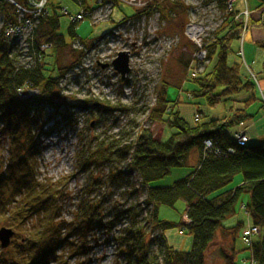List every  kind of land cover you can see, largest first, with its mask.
<instances>
[{
  "label": "trees",
  "instance_id": "obj_1",
  "mask_svg": "<svg viewBox=\"0 0 264 264\" xmlns=\"http://www.w3.org/2000/svg\"><path fill=\"white\" fill-rule=\"evenodd\" d=\"M14 1L25 6L27 0ZM216 1L225 16L226 2ZM155 7L156 5L153 8L151 6L152 9ZM15 11L14 5L0 0V15L3 13L7 21L17 19ZM159 11L163 15L162 19L167 20L165 13L168 16L170 13L163 9ZM250 22L264 32V19L249 20ZM75 26L72 23L69 28L72 40L78 39ZM242 26L232 14H227L219 28L204 41L207 51L205 62H196L191 54L180 59L183 71H187L183 84H192V89L187 92L186 102L199 107L205 105L209 109L232 102V109L236 110L234 113L212 118L199 108L194 114V124H190L176 110L179 101L173 102L168 98L169 84L164 80L159 88L158 103L149 113V120L165 123L169 136L165 140H159L155 139L150 130L141 129L137 139L131 144L119 146L122 154L131 156L127 167L129 170L127 173L119 171L117 174H110L111 180L116 181L123 173H136L142 186L148 187V191L141 211L139 206L121 211L117 219L122 217L121 221L126 220L128 223L117 234L104 223L111 214L103 216L102 206L90 200L82 201L73 220L64 223L63 208L60 205L64 196L61 186L57 183L42 185L37 181L40 138L36 136V130L42 126L39 125L41 117L35 110L46 104H60L59 81L66 72L58 62L60 53L67 46L59 31L58 17L52 15L42 19L36 34L28 41L29 49L38 54L42 44H51L55 62L52 58L46 60V52L42 62L35 61L36 65L31 69L19 64L21 58L18 54L11 55L12 51L5 45L0 32V131L9 135L6 141L9 160L0 174V195H3L0 198V227L14 228L22 240L16 246L18 250L14 252V256H9L10 260H2L0 264H71L73 260L78 261L76 264H84L81 259L93 250L90 240L97 241L96 231L101 230L108 231V243H116L117 256L123 258V264H206L207 254L216 244L219 231L227 240L224 242L227 246L223 245L219 250L224 264H238L239 253L236 252L235 241L243 224L236 225L233 222L231 225V222L224 226V223L236 215L235 204L245 193L251 195L247 209L252 223L262 232L248 249L256 264H264V144L254 141L247 147H237L230 135L233 134L234 125L254 119L247 106L254 100L255 84L242 72L241 62H229L233 44L241 40ZM260 45L264 48V37ZM236 58L239 60L240 57ZM48 60L53 62L48 64ZM26 84L40 90L39 97L20 96L18 90ZM90 102L91 100L85 101L78 107H89ZM209 138H213L214 144L211 149L206 150L204 142ZM232 147H237L236 154L227 156L228 148ZM99 150L87 153L86 169L111 163L117 154L116 150L109 151L102 146ZM193 152L198 155L197 166L190 165ZM178 171L188 175L174 181L171 186H158V183ZM236 175H242L243 184L233 191L229 186ZM6 189H9L11 200L8 199ZM17 195H23L20 201L22 207L19 212L15 210L12 214L8 201L14 203ZM179 201L186 204V214L191 221L189 228L187 227L193 234L191 251H176L162 240L155 252L152 250L153 244L148 241L145 226L141 224V213L143 215L145 209H152L149 212L151 223L167 231L174 224L159 218V208H174ZM113 210L117 211L118 208L114 206ZM25 212L32 219L29 229L24 224L27 220Z\"/></svg>",
  "mask_w": 264,
  "mask_h": 264
},
{
  "label": "rangeland",
  "instance_id": "obj_2",
  "mask_svg": "<svg viewBox=\"0 0 264 264\" xmlns=\"http://www.w3.org/2000/svg\"><path fill=\"white\" fill-rule=\"evenodd\" d=\"M6 1L16 7L17 19L10 24L5 22L8 25L7 29L15 33L11 36L10 41L5 40L4 43L11 49V55L13 53L19 55L20 65L31 69L35 67V61L42 62L46 52H48L46 60L52 58L54 61L55 59V52L51 44H42L39 54L29 49L28 41L36 34L40 25L37 22L32 28L29 25L24 26L26 37H20L17 34L18 29L16 28L23 25L21 22L32 17L41 7L43 16L40 18V22L52 15L57 16L60 21V34L64 36L67 45L63 48L58 59L60 67L66 68V72L59 81L60 104H46L41 109L35 110L41 117L39 125L42 126L36 130V136L40 138L37 181L42 185L57 183L59 187L61 186L64 196L60 205L63 208L64 223L73 220L82 201L90 200L102 206L103 216L111 214L104 223L108 227H112L114 233L117 234L128 223L126 220L121 221L122 217L117 219L121 211L132 206H137V208L139 206L140 211L143 209L141 205L145 202L148 187L142 186L141 179L136 173L123 175L129 170L127 167L131 156L122 154L119 146L131 144L137 139L141 129L150 130L155 139L165 140L169 136V130L164 125L165 123L150 121L149 115L155 104L158 103L160 89L157 85L161 86L164 80L169 84L167 87L168 98L173 102L179 101L176 110L180 111L181 116L190 124H194V114L199 108L212 118L226 117L230 114L234 106L232 102L222 104L215 109H209L205 105L199 107L186 102L187 92L192 89V84L189 82L183 84L187 71H183V65L180 62L184 55L194 56L196 54V62L202 63L199 54L207 53L204 41L219 28L227 14L238 16L243 25L241 40L232 46L233 53L229 58L230 64L239 63L242 60V72L247 74L250 79L260 77L261 73L259 74L257 71H260V68L261 71L263 70L264 48L260 44L263 41L264 32L255 26V23H249L247 18L254 20L263 16L264 0H224L227 5L225 16L216 0L121 1L123 6L115 9L112 19L108 18L112 12H108L105 8L101 10L102 13L95 14L94 19L97 21H93V17L88 15L90 19L81 23H78L80 19L74 20L73 17L83 10L92 12L90 7H96L95 3L99 0H75L76 2L74 0H47L41 6L35 5L33 0H27L25 5H30L32 9L22 12L21 5L16 4L14 0ZM154 5L156 7L152 9ZM150 8L151 10H149ZM158 9L167 10L170 13L169 16L165 13L167 20L162 19L163 15ZM0 17L2 18V15ZM72 23H78L75 26L78 37L76 40L69 37V28ZM193 27L200 29L196 33V39L193 36ZM82 42H87V44L84 45ZM82 53L88 54L91 59L88 57V60L81 65L78 62V56ZM119 53H127L130 59V73L124 80L114 68L110 67V63ZM236 57H240L239 60ZM53 61L48 60L47 62L51 64ZM26 90H33V87L24 86L21 93L19 91L18 93L23 98H36L40 95L25 93ZM88 100L99 107L92 106L91 102L89 107L84 109L78 107ZM108 102L111 107L113 106L112 108ZM194 102L202 103L201 101ZM257 108L252 106L251 110L257 112ZM262 115L263 113L260 112L253 120L244 122L247 127L254 125L250 133L255 135V142L259 141L260 143L264 142ZM1 128L0 125V130ZM8 136L7 133L4 134L0 131V174L6 168L9 160L6 142ZM100 146L109 151L116 150L117 154L114 155L111 163L86 169L87 153L100 151ZM196 164L197 156L193 152L190 157V165L195 166ZM119 171L124 173L116 181L111 180L110 174H117ZM182 177L184 176L180 171L174 172L172 176L158 183V186H171L174 181ZM237 178H242V175H238ZM6 192L8 199L11 200L9 189H6ZM2 196L0 195V198ZM22 198L23 195H17L14 203L8 201L12 214L15 213V210L19 212L21 209ZM248 200V195H242L237 206L238 214L227 221H233L236 225L243 223L235 241V248L239 253L238 264H256L250 262V251L242 241L243 231L246 228H253L250 227L252 223L250 216L248 217L247 213L241 210V203L246 204ZM114 206L118 208L117 211L113 210ZM151 210L145 209L143 215L141 213L140 221L148 233V241L153 244L152 250L158 251V243L164 240L163 242L168 241L169 245L176 250L190 252L193 245V234L186 229V226H182L183 219L186 220L185 203L179 201L174 208L160 206L159 218L175 224L167 231H163L151 223L149 220ZM24 216L27 218L24 224L26 229H29L32 219L27 212ZM2 228L11 229L15 235L8 248L3 249L0 243V262L10 260L9 256H14V252L18 250L16 246L22 241L21 236L14 228L0 227V229ZM181 230H183L182 233ZM107 233V230L96 231L95 236L98 240H90L93 250L88 256L81 259L82 263H124L123 258L117 256L116 243L114 241L108 243L110 236ZM261 234L262 232L258 228V232L251 233L250 238L253 236L254 240H258ZM225 241H227L226 238L220 233L216 238V244L207 254L206 264H224L219 250L223 245L227 246ZM76 262L78 261L73 260L71 264H76Z\"/></svg>",
  "mask_w": 264,
  "mask_h": 264
},
{
  "label": "bare ground",
  "instance_id": "obj_3",
  "mask_svg": "<svg viewBox=\"0 0 264 264\" xmlns=\"http://www.w3.org/2000/svg\"><path fill=\"white\" fill-rule=\"evenodd\" d=\"M80 3V2H79ZM96 4V7H90V10L93 12V21H97V20H95L94 18L96 17L95 16V14H98V13H102V11L101 10H103V9H107V11L109 12V11H111L112 13H110L109 14V16H108V18L110 19H112V16H113V13H114V11H115V9L116 8H118V7H120L121 8V6H123L119 1L118 2H116L115 0H99V1H97V3H95ZM80 6L82 7V5L80 4ZM24 10H30V8H31V6L30 5H25V6H21ZM2 15V18L0 17V23H1V27H0V32H1V36H2V39L5 41V40H9V37H7V38H5V34H6V32L4 33V31L6 30L7 31V24L5 23V22H7V23H9L10 24V22H13V21H7V19H6V16L2 13L1 14ZM79 15H83L84 17L83 18H81L80 20H79V22L78 23H81V22H84L86 19H90L89 17H88V13H87V11L86 10H83L81 13H78L76 16H74L73 17V19L75 20V19H77V17L79 16ZM233 15V14H232ZM233 17H234V19H235V21H237L238 23H242V21H241V19L238 17V16H236V15H233ZM248 19V21H249V19H251V18H247ZM264 19V13H263V16L261 15V17L259 18V19H254V20H257V21H259V20H263ZM92 20V19H91ZM37 23H38V25L40 24V19H38L37 20ZM78 23H76V25L78 24ZM194 32V34H193V36H194V39H196V33H197V31H199L200 29L199 28H197V27H193V29H192ZM199 33V32H198ZM88 42V41H87ZM87 42H82L84 45H86L87 44ZM90 42V41H89ZM89 44V43H88ZM119 55H120V53L117 55V57L114 59V60H112V62L110 63L111 65H110V67L111 68H114V70H115V67H114V62L117 60V58L119 57ZM196 55V54H195ZM195 55H194V58H195ZM89 57V59H91L90 58V56L87 54L86 55V53H82L81 55H79L78 56V62H79V64H83L84 63V61H87L88 58ZM207 59H205V60H203L202 62H205ZM241 62H242V60H240ZM129 67H130V65H129ZM62 68H64L63 66H62ZM66 69V68H65ZM116 71V70H115ZM260 71H261V68H260ZM121 76V75H120ZM253 80V82H254V84H255V91H254V93H255V95H253L254 96V100H253V102H251L250 103V105H248L247 106V109H248V111H249V113H250V115H252V116H254V118H255V116H257L260 112H262L263 113V117L261 118V120L262 121H264V66H263V70L261 71V76L260 77H258V78H256V79H252ZM29 85V84H28ZM26 86H27V84H26ZM59 86H60V83H59ZM157 87L158 88H160V85L158 84L157 85ZM156 87V88H157ZM61 88V87H60ZM33 93V95H36L37 93H38V95L40 94V90H38V89H33V90H26L25 91V93ZM167 94V93H166ZM168 95V94H167ZM158 96H159V94H158ZM258 96V97H257ZM37 97H39V96H37ZM92 103V102H91ZM256 104H258L259 106H255ZM156 105V104H155ZM92 106H95L96 108L97 107H99V105H97V104H95V103H92ZM252 106H254V108H256V107H258L257 109H258V111L257 112H255V111H252L251 109H252ZM234 111H236L235 109H232V111H231V113L230 114H232V113H234ZM259 112V113H258ZM251 121V120H250ZM235 127V129L232 131L233 132V134H231L230 133V135H231V137L234 139V141H235V143H236V145H237V147L239 146V147H247V146H249V145H252V142H254L256 139H255V135H252L250 132H251V128L254 126L253 124L252 125H250V126H245L244 125V123H237L236 125H234ZM258 143H260L259 141H257ZM214 144V140H213V138H209L208 140H206L205 142H204V148L206 149V150H209V149H211V147H212V145ZM260 144H264V142L263 143H260ZM237 147H235V148H228V150H227V153H226V155L227 156H232V155H235L236 154V150H237ZM263 148H264V146H262ZM196 156H198L197 155V153H196ZM196 166H197V164H196ZM181 173H182V175L186 178V176L188 175V173L187 174H185L184 172H182L181 171ZM184 177H182V178H184ZM238 177V175H236L234 178H233V180H232V182H231V184H230V186H229V189H231V190H233V191H235V190H237L242 184H243V177L242 178H240V179H238L237 178ZM181 178V179H182ZM238 179V181L237 180H235V179ZM246 195H248L249 196V200H248V202L245 204V203H241V210H243V211H245L246 213H247V215H248V217L250 216V213H249V210L247 209V206H248V204L250 203V200H251V195H250V193H245ZM186 205V204H185ZM237 206H238V203L237 204H235V207H236V214H238L237 213ZM186 209H187V206H186ZM158 215H159V213H158ZM185 218H186V220L185 219H183V223H182V226H186V229H187V227L189 228V226H190V223H191V221H190V219L188 218V215L186 214V211H185ZM231 219V218H230ZM252 218H251V216H250V221L252 222V220H251ZM165 221V220H164ZM228 221V220H227ZM226 221V222H227ZM167 222H169V221H167ZM224 223V226H227L230 222H227V223ZM170 223H172V222H170ZM172 224H174V223H172ZM243 224V223H242ZM175 225V224H174ZM181 226V227H182ZM253 227V228H246L244 231H243V233H242V241H243V243L247 246V243L245 242V240H244V234L245 233H247L248 234V237H249V241H250V239H251V241L248 243V248L249 247H251L252 246V244H253V240H254V238H253V236H252V238H250V234L251 233H257L258 232V227L257 226H254L253 225V223H251L250 224V227ZM183 228V227H182ZM252 229H253V232H251L252 231ZM184 230V229H183ZM183 230H181V233L183 232ZM188 230V229H187ZM220 233H222V232H218V234H217V237H218V235L220 234ZM166 244H167V246H169V247H171L170 245H169V243H168V241L166 242ZM172 248V247H171ZM172 249H174V248H172ZM174 250H176V249H174ZM176 251H179V250H176ZM250 251V250H249ZM236 252H237V250H236ZM238 253V252H237ZM250 256H251V251H250ZM251 258V257H250ZM250 262L252 263L253 262V260L252 259H250Z\"/></svg>",
  "mask_w": 264,
  "mask_h": 264
},
{
  "label": "built area",
  "instance_id": "obj_4",
  "mask_svg": "<svg viewBox=\"0 0 264 264\" xmlns=\"http://www.w3.org/2000/svg\"><path fill=\"white\" fill-rule=\"evenodd\" d=\"M35 0H33V3H35V5H39V6H41V4L43 5L44 3H46L47 2V0H38L37 2H39V3H37V2H34ZM127 2V1H130V0H120L119 2ZM20 7V6H19ZM20 9H21V12L24 10L22 7H20ZM31 9H32V7H31ZM26 11V10H25ZM88 13V15L89 16H92L93 17V12H87ZM33 15V14H32ZM43 16V11H42V7L41 8H39V10H37L35 13H34V15L32 16V17H30V18H28V19H26V20H24L23 22H21V23H23V25L21 26V27H19V28H16V29H18V32H17V34L20 36V37H26L25 36V31H24V29H25V27L24 26H26V25H29L31 28H32V26H34V23L35 22H37V20L38 19H40L41 17ZM78 19H81V18H83V15H79L78 17H77ZM15 31V30H14ZM7 33H6V35H5V38H7V37H9V40H6V41H10V38H11V36L15 33V32H13V31H10V29L8 30L7 29V31H6ZM200 57H201V59H202V61L203 60H205V59H207V53H200L199 54V59H200ZM23 90V88H20L18 91L21 93V91ZM244 240H245V242L247 243V245H248V243L251 241V239H250V241H249V237H248V234L247 233H245L244 234Z\"/></svg>",
  "mask_w": 264,
  "mask_h": 264
},
{
  "label": "water",
  "instance_id": "obj_5",
  "mask_svg": "<svg viewBox=\"0 0 264 264\" xmlns=\"http://www.w3.org/2000/svg\"><path fill=\"white\" fill-rule=\"evenodd\" d=\"M129 60V55L127 53H120L119 57L114 62L115 70L121 75L123 80L125 79L127 74L130 73ZM14 235L15 233L11 229H0V243L3 249L10 246L11 240Z\"/></svg>",
  "mask_w": 264,
  "mask_h": 264
},
{
  "label": "crops",
  "instance_id": "obj_6",
  "mask_svg": "<svg viewBox=\"0 0 264 264\" xmlns=\"http://www.w3.org/2000/svg\"><path fill=\"white\" fill-rule=\"evenodd\" d=\"M257 72H258L259 74L261 73V71H257ZM258 73H257V74H258ZM238 179H239V178H238ZM235 180H237V178H236ZM232 224H234L233 221H232L231 225H232ZM250 257H251V256H250ZM244 264H245V263H244Z\"/></svg>",
  "mask_w": 264,
  "mask_h": 264
}]
</instances>
